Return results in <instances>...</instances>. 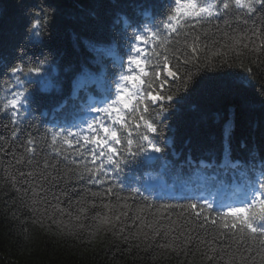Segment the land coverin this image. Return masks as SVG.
Segmentation results:
<instances>
[{"label":"snow or ice","instance_id":"6c2138e0","mask_svg":"<svg viewBox=\"0 0 264 264\" xmlns=\"http://www.w3.org/2000/svg\"><path fill=\"white\" fill-rule=\"evenodd\" d=\"M20 7L22 21L0 47V81L11 82L0 114L11 122L10 136H0V172L33 222L44 229L48 220L84 240L81 221L94 213L89 244L101 232L125 243L147 240V227L177 256L195 242L210 264H264V147L234 144L231 119L206 148L195 133L180 137L179 128L186 112L199 113L194 98L206 81L232 93L257 87L252 68L225 70L222 57L264 55V0H101L78 10L83 31L73 34L75 62L51 43L58 0ZM240 12L262 14L260 26L245 19L243 28H232ZM221 17L223 28L212 24ZM258 95L264 105V86ZM45 98L42 135L26 122ZM125 189L128 197L117 194ZM141 189L145 204L129 217L128 200ZM150 197L166 202L152 212Z\"/></svg>","mask_w":264,"mask_h":264},{"label":"trees","instance_id":"16d2710c","mask_svg":"<svg viewBox=\"0 0 264 264\" xmlns=\"http://www.w3.org/2000/svg\"><path fill=\"white\" fill-rule=\"evenodd\" d=\"M29 2L31 0H0V47L7 45L10 30L17 28L22 21L20 5ZM58 2L61 12L56 14L51 43L62 55L67 54L65 56L67 61L75 62L79 53L72 47L73 34L83 31L78 10H86L101 0H58ZM124 2L131 3L132 0H124ZM147 2H154V0H147ZM261 16L262 14L256 13L254 16L247 17L240 12L239 15L231 17L232 28H243L245 19L249 26L254 21L257 26H260ZM223 19L221 17L219 21H213L212 24H219L223 28ZM208 27L215 31L212 25ZM228 30L231 31V29ZM242 51L243 54L239 56L235 52L228 51L222 57L230 65L225 70L242 72L246 68H252L254 73L252 81L257 87L246 93H232L220 90L219 81H206L204 89L194 98L200 106V111L199 113L186 112L182 116L179 124L180 137L195 133L200 144L205 148L209 147L213 141L219 142L224 123L231 119L235 129L234 144L244 139L250 144L256 143L264 147V105L260 103L258 95L259 88L264 86V55H253L247 50ZM250 60L257 62L249 63ZM221 70L217 69V71ZM9 83L10 81L7 80L0 81V114L7 111L5 87ZM45 104L48 105L47 102ZM40 111L37 109L26 124L29 131H39L43 135L47 124L45 118L41 117ZM10 134L9 115H0V136L7 138ZM177 147H179V138ZM0 176L4 177L0 179V264H210L202 259L201 253L205 250L203 246H198L194 242L187 256H177L175 253L160 248L158 245L166 241L160 237L152 240L151 229L147 227L143 229L149 235L147 240L141 235L139 241L130 240L125 243L114 240L111 233L101 232L96 242L89 244L87 237L94 223L91 219L94 213H89V216L81 221L84 226V240L75 235H68L67 229L63 234L59 233L56 226L48 220H45V228L40 229L39 225L33 222L31 209L21 206L16 191L6 187L7 172H0ZM90 187L92 190H98L97 186ZM117 194L122 197L129 196L127 189L122 192L117 190ZM141 197L144 195L139 194L134 200L131 198L128 200L132 206L129 210V217L135 213L136 208L144 206L145 202ZM72 199L75 201L78 196L73 194ZM163 202L166 201L151 198L147 201L153 205L152 212H155ZM171 202L177 203L178 201L172 200ZM113 203H115L114 199ZM62 206L67 207L66 202ZM178 211L177 209L176 212ZM163 214L167 215V213ZM145 215L149 220L153 218L148 211ZM172 219H176L175 213ZM63 221L65 224L69 223L66 216ZM161 223H168V221L163 220ZM138 224L139 221H137ZM127 225L132 233H137V226L132 225L130 220L127 221ZM77 230L72 228L73 232ZM200 235L204 234L200 233ZM137 244L139 247L136 246Z\"/></svg>","mask_w":264,"mask_h":264}]
</instances>
